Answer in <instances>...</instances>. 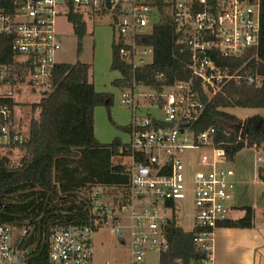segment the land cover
I'll return each instance as SVG.
<instances>
[{
    "label": "built area",
    "instance_id": "obj_1",
    "mask_svg": "<svg viewBox=\"0 0 264 264\" xmlns=\"http://www.w3.org/2000/svg\"><path fill=\"white\" fill-rule=\"evenodd\" d=\"M167 1L172 5L179 41L190 51V77L154 89L156 94L150 100L155 103L154 110L141 116L135 113L134 88L121 94V103L130 104L133 113L125 152L120 149L112 162L126 168L127 189L120 194L93 187L94 217L87 225L51 229L49 264H90L94 228L108 223L119 242L129 240L126 264H142L147 249L165 250L168 240L163 228L173 220L176 201L185 196L188 178L182 156L187 149L198 151L192 159L199 168L190 179L193 241L206 252L200 264H215L214 233L220 223L232 217L229 212L234 207L227 202L236 185L235 173L217 162L229 157L215 146V128L208 126L194 135L190 124L203 112L201 93L211 97L228 80L237 78L215 63L214 54L237 57L257 46L260 0ZM70 9L81 14L84 10L108 13L118 31V53L132 71L146 63L145 55L152 57V49L138 42L158 21L156 8L147 0H0V36L9 43L8 54L0 59V99L16 100L23 89L31 93L50 90L51 70L58 63L54 56L60 48L55 20L67 16ZM131 84L135 87V81ZM9 113L6 104L0 105V116ZM22 137L16 124L13 130L6 123L0 125V144L19 142ZM256 160L264 162V156ZM24 233L25 229L19 231ZM24 256L25 249L16 246L13 227L0 222V264H24Z\"/></svg>",
    "mask_w": 264,
    "mask_h": 264
},
{
    "label": "trees",
    "instance_id": "obj_2",
    "mask_svg": "<svg viewBox=\"0 0 264 264\" xmlns=\"http://www.w3.org/2000/svg\"><path fill=\"white\" fill-rule=\"evenodd\" d=\"M147 2L156 8L158 21L139 36L138 42L152 49L150 62L132 71L118 53L119 44L114 41L112 44L110 67L120 72L112 84L121 88L132 89L131 82L135 81L134 86L160 90L190 77V51L179 41L171 3ZM67 18L80 39L86 31L83 15L70 9ZM8 49L7 38L0 36V59L8 54ZM213 59L237 78L228 80L211 97L201 93L204 109L190 127L197 135L213 126L215 146L223 148L232 159L245 147L258 148L264 144L263 116L255 114L238 119L225 110L264 108V0H260L257 46L237 57L214 54ZM89 68V64L80 61L56 63L51 70L50 90L42 92L37 100L0 99V105L6 104L10 111L8 117L0 116V125L6 123L12 130L15 124L21 127L16 120V108L30 105L27 132L22 140L0 144V150L5 151L0 155V222L13 227L16 246L25 249L24 264H49L50 231L54 226L90 224L94 217L93 187L102 186L124 194L128 186L126 168L112 162V156L120 149L125 152L126 142L100 143L94 137V108L109 106L111 94L94 89L89 81ZM14 150L21 154L18 162L12 164L9 155ZM257 177L264 190V165L258 166ZM239 209L243 211L241 216L230 217L219 227H253L254 208ZM22 229L25 233L19 234ZM163 232L168 247L160 252L159 264H200L206 257L205 250L194 243L192 231H184L171 220Z\"/></svg>",
    "mask_w": 264,
    "mask_h": 264
},
{
    "label": "rangeland",
    "instance_id": "obj_3",
    "mask_svg": "<svg viewBox=\"0 0 264 264\" xmlns=\"http://www.w3.org/2000/svg\"><path fill=\"white\" fill-rule=\"evenodd\" d=\"M83 20L86 24V31L79 39L72 29V25L66 15H59L55 20L56 32L60 42V48L54 56L58 63L73 64L76 61L89 64V81L94 89L99 92L111 94V103L109 106L99 105L93 111V132L94 137L100 143H110L113 140H120L125 143L129 139V134L125 127L129 125L132 117V107L130 104L121 103V94L127 89L112 84V81L120 76V72L110 67L112 61V44L118 40V31L112 23L110 15L106 12L95 13L84 10ZM150 55L144 56V61L150 62ZM49 91V90H48ZM168 91L167 88L164 89ZM136 94L135 102L137 116L144 115L153 111L154 98L156 92L153 88L144 85L134 87ZM41 95L40 92L31 93L28 89H23L16 95L17 101L31 102L35 101ZM29 104H23L16 108V120L20 121V130L22 134L27 132V121L29 120ZM234 114L238 119L246 116L260 115L264 117V108H243L233 107L225 109ZM155 113L160 115L159 110ZM198 151L193 149L185 150L182 158L184 161V175L187 180L185 196L175 203L173 210V221L184 231H192L194 228V206L191 194V175L199 168L193 162L192 157ZM5 151L0 150V155ZM20 152L14 150L9 155L10 162L15 164L20 158ZM258 156H264V144L256 147H245L238 151L232 159L218 158L220 166L231 168L236 172L238 178L243 180L235 185L231 193V199L227 202L228 206H233V211L229 212L232 217L241 215L240 207L256 205L257 208L264 209V190L257 177V166H263L264 162L257 161ZM187 158V160H186ZM254 181V182H253ZM166 215H170L167 211ZM18 233V229H16ZM110 223L99 227L92 234L93 255L90 264H103L109 261L113 264H126L129 257V240L122 244L112 233ZM15 233V231H14ZM159 251L147 249L144 253L142 264H159Z\"/></svg>",
    "mask_w": 264,
    "mask_h": 264
},
{
    "label": "crops",
    "instance_id": "obj_4",
    "mask_svg": "<svg viewBox=\"0 0 264 264\" xmlns=\"http://www.w3.org/2000/svg\"><path fill=\"white\" fill-rule=\"evenodd\" d=\"M234 173L236 184L243 182L236 172ZM259 182L263 186L260 180ZM251 206L255 212L253 227H218L215 230L213 250L215 264H264V209L257 208L256 205ZM240 211L242 215L243 211Z\"/></svg>",
    "mask_w": 264,
    "mask_h": 264
}]
</instances>
